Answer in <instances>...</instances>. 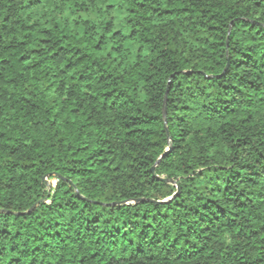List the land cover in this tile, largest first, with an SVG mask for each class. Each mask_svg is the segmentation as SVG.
<instances>
[{
	"label": "trees",
	"instance_id": "trees-1",
	"mask_svg": "<svg viewBox=\"0 0 264 264\" xmlns=\"http://www.w3.org/2000/svg\"><path fill=\"white\" fill-rule=\"evenodd\" d=\"M0 210V264H264V0H0Z\"/></svg>",
	"mask_w": 264,
	"mask_h": 264
},
{
	"label": "water",
	"instance_id": "water-1",
	"mask_svg": "<svg viewBox=\"0 0 264 264\" xmlns=\"http://www.w3.org/2000/svg\"><path fill=\"white\" fill-rule=\"evenodd\" d=\"M165 97H166V94L164 95V100H163V109H162V111H163V118H165ZM163 156H164V155L160 156V157L157 159L156 164L160 162V160L162 159ZM151 172L154 174V167L151 168ZM158 179L161 180V181H163V182H166V181H167L166 179H162V178H158ZM43 181L45 182V184H46L47 187L49 188L50 186H49V183H48V181L46 180V178H43ZM169 182L172 183V181H170V180H169ZM176 188H177V193H178L179 189H178V187H176ZM174 196H175V194H174L171 198H169V200L172 199ZM137 201H142V200H137ZM137 201H136V202H137ZM149 201H150V202H154V203H156V204H159V203H165V202H166V200H163V201H153V200H149ZM36 205H37V203L34 204V205L30 208V210L28 211V213H29L30 211H32ZM0 212H4V211H3V210H0Z\"/></svg>",
	"mask_w": 264,
	"mask_h": 264
},
{
	"label": "rangeland",
	"instance_id": "rangeland-1",
	"mask_svg": "<svg viewBox=\"0 0 264 264\" xmlns=\"http://www.w3.org/2000/svg\"><path fill=\"white\" fill-rule=\"evenodd\" d=\"M52 185H54V182L52 181Z\"/></svg>",
	"mask_w": 264,
	"mask_h": 264
}]
</instances>
